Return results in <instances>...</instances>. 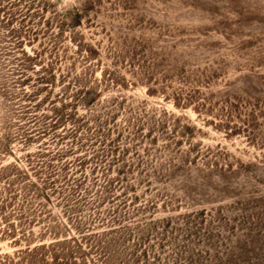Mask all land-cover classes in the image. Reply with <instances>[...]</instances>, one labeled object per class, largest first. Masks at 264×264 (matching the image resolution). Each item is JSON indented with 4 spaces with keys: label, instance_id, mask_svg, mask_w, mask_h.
<instances>
[{
    "label": "rangeland",
    "instance_id": "rangeland-1",
    "mask_svg": "<svg viewBox=\"0 0 264 264\" xmlns=\"http://www.w3.org/2000/svg\"><path fill=\"white\" fill-rule=\"evenodd\" d=\"M92 234L75 264H264V0H0V256Z\"/></svg>",
    "mask_w": 264,
    "mask_h": 264
},
{
    "label": "trees",
    "instance_id": "trees-1",
    "mask_svg": "<svg viewBox=\"0 0 264 264\" xmlns=\"http://www.w3.org/2000/svg\"><path fill=\"white\" fill-rule=\"evenodd\" d=\"M52 75V73H51ZM54 76L52 75L51 78ZM50 80V79H49ZM87 94V93H86ZM89 95V94H87ZM100 99V92L95 93L92 95L91 99L87 102L84 103L82 100L81 101H76V102H71L67 104L65 107H61L60 110H58L55 114L54 117L57 120L53 125H52V130L57 129L59 126H63L66 123H79V119L84 121V119H87V112L83 116H80L76 112V106H78L79 103L83 104L84 108H87L92 105V103L98 101ZM69 108L70 112L68 114H65V110ZM62 109V110H61ZM187 131H190L189 128L186 129ZM113 183H103L100 186V189L102 191H111V187H113ZM49 185V184H48ZM52 186V184H51ZM95 187V186H94ZM99 216V213H98ZM108 217V219H107ZM97 218V217H96ZM75 219V229L80 232L81 224L80 221H76ZM108 222H114L112 221L110 217V212L107 213L106 218L104 219ZM95 219L92 221L94 222ZM99 223H103V219L99 220V218L96 220ZM89 229L86 228V230ZM50 233L51 237H56L54 229H49L47 228L46 233ZM45 233V234H46ZM10 234H15L14 230H11ZM81 234V233H80ZM92 235H83V237H70L69 239H64V240H57L55 242L49 243V244H41L38 246L34 247H27L23 250L16 251L13 256H0V264H56L58 261H62L65 264H71V262H74L75 264V258L78 256L80 253V250L82 248L81 243L82 241H86V239H89ZM80 238V239H79ZM80 240V241H79ZM20 242L19 240H15V245H18ZM49 260L51 261L49 263ZM59 264V263H58Z\"/></svg>",
    "mask_w": 264,
    "mask_h": 264
}]
</instances>
